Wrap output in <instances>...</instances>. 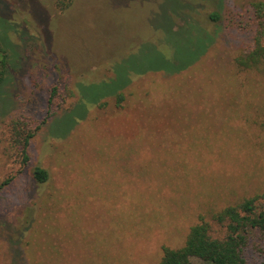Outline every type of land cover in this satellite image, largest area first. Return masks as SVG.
Instances as JSON below:
<instances>
[{
    "label": "rangeland",
    "instance_id": "rangeland-1",
    "mask_svg": "<svg viewBox=\"0 0 264 264\" xmlns=\"http://www.w3.org/2000/svg\"><path fill=\"white\" fill-rule=\"evenodd\" d=\"M255 1L0 0V264H158L264 193Z\"/></svg>",
    "mask_w": 264,
    "mask_h": 264
},
{
    "label": "trees",
    "instance_id": "trees-1",
    "mask_svg": "<svg viewBox=\"0 0 264 264\" xmlns=\"http://www.w3.org/2000/svg\"><path fill=\"white\" fill-rule=\"evenodd\" d=\"M251 11V41L234 63L238 69L255 71L264 78V1L251 3ZM218 19L216 12L209 15L211 22ZM7 50V46L3 47L0 43V82L13 67ZM127 85L110 94L116 97L118 103L123 100L121 91ZM261 127L264 129V121ZM33 135V132H27L16 137V142L23 147L25 163L28 160L25 150ZM31 177L35 184H43L48 180V172L36 166L32 169ZM209 220L200 218L191 226L180 248L164 246L158 264H193L194 258L200 261L199 264H264V193L229 205L213 213Z\"/></svg>",
    "mask_w": 264,
    "mask_h": 264
}]
</instances>
